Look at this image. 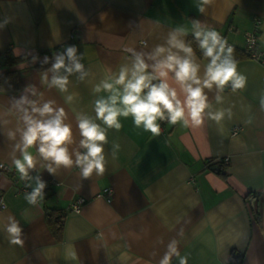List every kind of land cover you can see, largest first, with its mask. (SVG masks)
<instances>
[{"label": "crops", "instance_id": "0c3cea01", "mask_svg": "<svg viewBox=\"0 0 264 264\" xmlns=\"http://www.w3.org/2000/svg\"><path fill=\"white\" fill-rule=\"evenodd\" d=\"M198 4L0 0V22L9 20L0 28V73L14 69L18 83L17 89L0 90V162L15 170L12 155L23 123L13 99L26 89L30 99L54 100L64 108L65 122L72 127L71 150L81 138L76 114L95 118L92 89L130 61L126 48L150 52L178 26L188 29V42L194 38L192 20H199L241 51L254 17L260 18L259 42L264 47V0H214L203 14ZM69 45L85 54L82 62L89 71L83 81L69 78V93L76 94L71 104L64 99L68 93L42 83L41 74L50 64L39 69V61L32 63L33 55L42 61ZM195 53L199 63H207ZM237 62L247 77L244 89L233 92L226 87L222 103L216 102L215 90H205L214 110L231 109L230 119L226 116L219 124L205 119L198 128L158 121L161 132L153 136L137 128L131 116L121 117L119 131L107 130L103 175L85 179L75 166L51 175L41 162L37 171L54 183L35 206L25 200L26 182L11 171H0V195L6 202L0 208V264H159L174 239L187 264H231L233 256L237 264H264V63L247 57ZM169 83L179 91L174 80ZM32 88L39 95L31 96ZM233 126L238 127L236 133ZM9 131L16 133L15 139L8 137ZM114 144L119 145L115 157ZM29 151L36 155L35 146ZM226 156L227 164L218 161ZM104 186L113 189L109 201L96 196ZM76 196L86 198L79 213L67 209ZM250 198H255L256 213ZM51 210L63 214L59 234L48 223L46 213ZM8 216L19 222L23 246L9 243L4 231ZM171 264H179V259L174 256Z\"/></svg>", "mask_w": 264, "mask_h": 264}, {"label": "clouds", "instance_id": "9594fccd", "mask_svg": "<svg viewBox=\"0 0 264 264\" xmlns=\"http://www.w3.org/2000/svg\"><path fill=\"white\" fill-rule=\"evenodd\" d=\"M213 2L199 0L198 11L205 13ZM8 22V19L0 22V28ZM191 34L206 58V64L198 62L193 47L185 40L188 29L182 26L170 30L165 43L156 45L150 52L126 48L125 51L131 54L130 61L120 65L118 71H110L92 89L96 96L93 101L95 118L85 113L76 114L81 138L77 147L71 150L70 146L74 144L72 127L65 122L67 113L63 107L56 106L54 100L40 102L30 99L27 89L25 94L13 99V108L20 114L23 127L18 129L20 140L14 148L12 165L20 179L26 182L25 186L31 189L25 194L30 205H37L45 196L47 184L37 171L41 162L51 175L61 167L73 166L80 169V175L85 179L93 173L103 175L107 130L119 131L122 128L121 117L131 116L137 128L142 127L153 136L161 132L158 121L198 128L205 119L219 124L226 116L231 118L230 108L213 109L205 90H215L216 102L222 103L226 87L233 92L246 87L247 77L238 71L234 48L218 31L199 20H192ZM84 58L85 54L79 53L77 46L69 45L63 51L54 52L51 58L45 56L42 61L38 55H33L32 63L50 64L41 74L42 83L60 93H68L64 99L71 104L76 94L69 93V78L76 76L83 81L89 76L82 62ZM170 78L178 85L179 91L170 85ZM30 93L31 96L39 95L35 88ZM100 93L106 95H98ZM260 108L264 111V92L260 96ZM15 136V132H8L10 139H15ZM34 146L36 155L29 151ZM118 149L119 145L114 144V157ZM17 151L19 157L15 155ZM4 231L10 244L23 246V230L14 217H7ZM177 243L175 239L170 241L159 264H171L174 256L179 259V264H187V258L180 255Z\"/></svg>", "mask_w": 264, "mask_h": 264}, {"label": "built area", "instance_id": "2783aa9c", "mask_svg": "<svg viewBox=\"0 0 264 264\" xmlns=\"http://www.w3.org/2000/svg\"><path fill=\"white\" fill-rule=\"evenodd\" d=\"M259 26H260V18L259 17H254L253 18V27H252V29L246 31L245 34H244V46L242 47L241 51L243 52V54L247 58H250V59L255 60L257 62L264 63V47H261L260 42H259ZM219 33L221 34V32H219ZM221 36H222V34H221ZM228 44L233 46V44L231 42H228ZM160 122H159V124H160ZM237 130H238L237 126H233L232 127V133H236ZM228 160H229V158L226 156L224 158H221L218 161H221L223 164H227ZM0 165H3V167H0V171H3V172L11 171L12 173H14L17 176L18 179H20L19 173L16 170L8 167L3 162H0ZM52 183H54L53 179L46 181V184H47L46 189H48ZM22 190L24 192H30L31 191V189L27 188L26 186H23ZM112 194H113L112 187L111 186H104L96 194V196L103 197L105 200L109 201L112 198ZM0 201L3 202V203H0V208H5L6 207V202H5V200H4L2 195H0ZM85 203H86V198L85 197L76 196L69 202V204L67 206V209L69 211H72V212H75V213H79L81 211L82 206ZM62 217H63V214H59L58 218L62 220ZM232 258H233V263H231V264H237L238 263L237 258L235 256H233Z\"/></svg>", "mask_w": 264, "mask_h": 264}, {"label": "trees", "instance_id": "16d2710c", "mask_svg": "<svg viewBox=\"0 0 264 264\" xmlns=\"http://www.w3.org/2000/svg\"><path fill=\"white\" fill-rule=\"evenodd\" d=\"M188 43L191 44V46L198 53L199 56L203 57L200 49L198 48L197 42L194 38L190 37L188 40ZM233 56L235 57L236 60L246 57L243 54V52L238 51V50H234ZM13 61H15V60L12 59L11 62H13ZM48 65L49 64L42 65L39 62L38 64H36V67L39 69H43V68H46ZM17 88H18L17 72L14 69L5 70V71L0 73V90H14ZM46 217L48 219V223H49L50 227L52 228L53 232L56 234L57 233L59 234L61 229H62L61 219L58 218L59 214H57L56 211L51 210V211H47Z\"/></svg>", "mask_w": 264, "mask_h": 264}, {"label": "water", "instance_id": "95a60500", "mask_svg": "<svg viewBox=\"0 0 264 264\" xmlns=\"http://www.w3.org/2000/svg\"><path fill=\"white\" fill-rule=\"evenodd\" d=\"M212 169L218 170V167L216 165H213ZM250 204H251L253 211L256 212V210H255V198H250Z\"/></svg>", "mask_w": 264, "mask_h": 264}]
</instances>
